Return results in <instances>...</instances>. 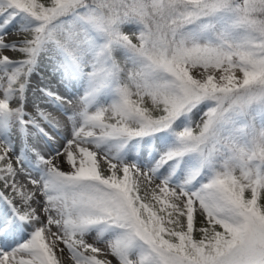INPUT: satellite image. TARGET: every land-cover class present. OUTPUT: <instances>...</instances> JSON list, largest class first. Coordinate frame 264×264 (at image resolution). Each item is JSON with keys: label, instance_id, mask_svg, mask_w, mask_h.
I'll return each instance as SVG.
<instances>
[{"label": "snow or ice", "instance_id": "1", "mask_svg": "<svg viewBox=\"0 0 264 264\" xmlns=\"http://www.w3.org/2000/svg\"><path fill=\"white\" fill-rule=\"evenodd\" d=\"M0 264H264V0H0Z\"/></svg>", "mask_w": 264, "mask_h": 264}, {"label": "rangeland", "instance_id": "2", "mask_svg": "<svg viewBox=\"0 0 264 264\" xmlns=\"http://www.w3.org/2000/svg\"><path fill=\"white\" fill-rule=\"evenodd\" d=\"M9 55H12L11 53H9Z\"/></svg>", "mask_w": 264, "mask_h": 264}]
</instances>
